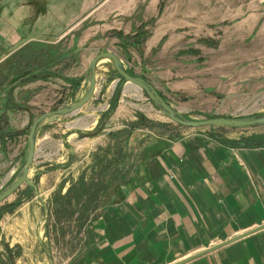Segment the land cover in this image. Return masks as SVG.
Returning <instances> with one entry per match:
<instances>
[{
    "label": "crops",
    "instance_id": "1",
    "mask_svg": "<svg viewBox=\"0 0 264 264\" xmlns=\"http://www.w3.org/2000/svg\"><path fill=\"white\" fill-rule=\"evenodd\" d=\"M164 1L0 0V66L31 46L66 40L69 52L82 55L78 65L84 69L79 75L85 78L96 55L108 51L107 43L115 40L116 32L129 34L140 25L138 20L158 15L186 16L172 15L171 7L165 5L160 13ZM31 80L15 86L26 88ZM0 94L5 98L6 93ZM96 97L94 93L95 101ZM101 100L85 124L86 132L78 135L77 129L68 127L66 140L54 142H66L67 146L71 141L83 142L80 160L62 156L61 148L55 151L54 160L37 156L40 148L50 143L47 134L37 137L32 185L26 184L34 195L25 204L28 209L36 206L42 211L35 226L36 247L26 248L31 240L21 219L16 218L11 228L16 236L13 240L23 249L13 260L8 255L5 261L0 254V264H44L38 252L45 253L49 208L51 213L58 210L54 199L65 195L87 168L91 175L96 160L90 156L100 153L108 132L122 128L117 123L119 108L111 117L116 120L113 126L107 121L102 124L106 99L103 96ZM54 128L62 129L60 124ZM222 129L231 132L208 129L172 140L157 137L148 141L151 151L130 160L128 177L123 180L121 173L118 177L115 173L120 185L115 183L108 191L109 187H99V201L86 208L83 219L73 222L79 236L83 235L81 240L74 244V236L63 235L73 244L62 264H264V125ZM66 207L72 213L79 210L75 203ZM51 220L56 226L65 222L57 223L53 213ZM0 228L5 234L8 220ZM237 236L243 237L211 250Z\"/></svg>",
    "mask_w": 264,
    "mask_h": 264
},
{
    "label": "rangeland",
    "instance_id": "2",
    "mask_svg": "<svg viewBox=\"0 0 264 264\" xmlns=\"http://www.w3.org/2000/svg\"><path fill=\"white\" fill-rule=\"evenodd\" d=\"M163 5L171 7L172 15L186 16L163 18L158 15L138 20V27L129 34H123L128 35L130 43L140 41L139 45L124 46L114 35L115 40L107 43L108 51L105 52L116 54L130 75L149 81L173 108L189 119L264 115V0H165L161 2L160 13ZM67 45L68 42L63 40L56 45L41 43L31 46L25 53L0 66V92L6 93L5 98H0V106L4 108H0V129L18 133L13 138L0 137V191L25 164L33 122L46 112L78 102L89 88V69L85 78L79 75L84 69L78 65L82 55L69 52ZM54 52L57 54L55 57ZM36 65L50 67L42 74ZM25 71H30L35 78L26 83V88L21 86L17 89L12 80ZM96 79L97 101L92 97L79 111L64 117L48 118L41 124L37 137L47 134L50 143L40 148L37 156L45 155L47 160H54L55 151L61 148L62 156L67 154L68 158L71 156L76 161L83 158V142L71 141L69 146L66 142L57 145L54 142L66 140L68 127L70 130L77 129L75 132L78 135L86 132L85 124L94 107L103 103V96L106 113L101 117L102 124L107 121L113 126L116 120L111 117L119 108L117 123L122 128L108 132L100 153L98 151L90 157L96 161L105 157L114 160L111 171L121 169L123 180L128 177L130 160L151 151L152 147H147V142L152 139L172 140L199 130L224 131V127L188 128L173 122L160 112L143 90L124 80L108 59L98 64ZM95 116L93 114L92 118ZM58 124L66 132L63 133L62 129L54 131ZM120 149L127 152L123 159L118 156ZM82 168H86L85 164ZM31 173L33 176V169ZM110 175L106 191L113 189L115 183L120 185L119 179ZM22 188L0 204V225L8 220L9 226L5 234L0 233V254L5 261L8 255H11V260L15 259L12 256L19 255L23 249L13 240L16 236L11 228L16 218L21 219V225L25 226L27 237L31 240L26 248L35 250L36 247L33 241L35 226L42 211L33 206L34 203L29 209L25 206L34 191L27 189L26 184ZM67 193L59 196H67ZM50 209L46 217L49 233L43 243L45 253L38 252L39 260L44 264H62L73 244L67 243V238L74 236L75 244L83 236H79L77 223H73L81 212L76 209L71 218L56 226L51 220V214L55 218L56 214ZM75 213L78 215L75 216ZM55 221L58 223V220Z\"/></svg>",
    "mask_w": 264,
    "mask_h": 264
},
{
    "label": "water",
    "instance_id": "3",
    "mask_svg": "<svg viewBox=\"0 0 264 264\" xmlns=\"http://www.w3.org/2000/svg\"><path fill=\"white\" fill-rule=\"evenodd\" d=\"M104 59H108L112 62L117 72L124 78V80H126L131 85L143 90L149 96L151 101L159 108L160 112H162L170 120L181 126L188 128L224 127L230 129H247L257 128L264 125V115L236 118L218 117L205 120L189 119L186 116L180 114L175 108H173L149 81L141 77H135L130 75L126 71L122 60L116 54L112 52L101 53L95 57V59L91 62L89 66V73L87 74V78L89 80V88L85 96L74 104L44 113L33 122L28 138V153L25 164L23 165L22 169L17 174V176L0 191V204L6 201L14 193H16L24 184L32 185L30 174L34 165L37 134L41 124L51 117H64L73 114L83 108L87 103H89L96 89L97 66ZM33 78H35V75H32L30 71H25L23 74L13 78L12 83L17 84ZM4 134L15 135L16 132H6ZM242 237L243 236H237L235 238H232L227 242L215 248H212L211 250H214L222 245L238 240Z\"/></svg>",
    "mask_w": 264,
    "mask_h": 264
},
{
    "label": "trees",
    "instance_id": "4",
    "mask_svg": "<svg viewBox=\"0 0 264 264\" xmlns=\"http://www.w3.org/2000/svg\"><path fill=\"white\" fill-rule=\"evenodd\" d=\"M116 35L120 38L124 46L128 44H133L137 46L140 44V41H135V42L133 41L132 43H130L131 40L128 37V35H124L122 32H116ZM56 55L57 54L54 52L53 57H55ZM46 58L48 59L49 56L45 57L44 59L46 60ZM50 58H52V56ZM36 66H37V70L41 71L42 74H44L43 71H46V69L50 67V65L48 66L36 65ZM25 70H28V69H25ZM6 132H13V131L0 129V137L4 138L7 136L9 138H13L18 135V133H16L15 135H5L4 133ZM118 156L119 158L123 159L124 157L127 156V152L123 149H120V151L118 152ZM112 162H114V160L113 161L108 160L106 157L101 158L99 161H96V163L90 167L91 175L87 174L88 172V168H87L84 171V173L81 175V178H79V180L75 184H72V187L68 191L67 196L61 197L58 195L59 197H56L54 199V204L55 202H58L59 204L58 210H55L56 218L58 219L59 222L67 221L68 220L67 218L69 217L71 218L72 210L71 209L68 210L66 206L68 204H72V201H75V205L79 209L78 211L81 212L80 218L83 219L86 216V213H87L86 208L92 207V205L94 206V204H96L99 201V194L97 193V189L99 187H103L104 189L107 186L108 176L111 173H112L111 175H113L112 178L115 177V173H117V177L119 176V173H122L120 172L121 169L114 171V172L111 171L112 165H113ZM100 197H104V195H101ZM62 213L64 214V216ZM67 214L69 215L67 216Z\"/></svg>",
    "mask_w": 264,
    "mask_h": 264
}]
</instances>
